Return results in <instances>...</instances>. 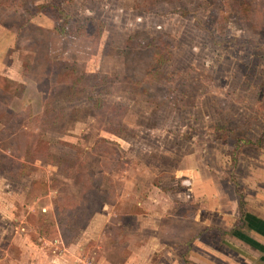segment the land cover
<instances>
[{
  "label": "rangeland",
  "instance_id": "1",
  "mask_svg": "<svg viewBox=\"0 0 264 264\" xmlns=\"http://www.w3.org/2000/svg\"><path fill=\"white\" fill-rule=\"evenodd\" d=\"M262 199L264 0H0V264H193Z\"/></svg>",
  "mask_w": 264,
  "mask_h": 264
},
{
  "label": "crops",
  "instance_id": "2",
  "mask_svg": "<svg viewBox=\"0 0 264 264\" xmlns=\"http://www.w3.org/2000/svg\"><path fill=\"white\" fill-rule=\"evenodd\" d=\"M258 208L259 206L252 204L246 205V212L243 215L244 231L234 229L230 237L223 242V245L226 247L224 250L205 247L200 251L195 250L191 252L190 259L194 262L193 264H264V199L260 201V208ZM201 222L204 223L203 221ZM199 225L200 228H205L209 223L205 222L204 225L201 223ZM55 240L59 241L57 238ZM241 244H244L245 248L241 247ZM66 252L65 254L55 256L51 261L55 259L61 261ZM22 255L24 257L28 256V260H26L27 264H37L34 260H30V257L33 258L32 255H24V251ZM165 256L169 258L170 262V259L174 258L175 254L173 252H165ZM48 261L46 263L51 264V261ZM44 263L45 260H42L41 264ZM12 264H15V262ZM64 264L72 263L64 260Z\"/></svg>",
  "mask_w": 264,
  "mask_h": 264
},
{
  "label": "trees",
  "instance_id": "3",
  "mask_svg": "<svg viewBox=\"0 0 264 264\" xmlns=\"http://www.w3.org/2000/svg\"><path fill=\"white\" fill-rule=\"evenodd\" d=\"M59 30H60V29H59ZM55 31L59 32V31H58V27H57V26L55 27Z\"/></svg>",
  "mask_w": 264,
  "mask_h": 264
}]
</instances>
